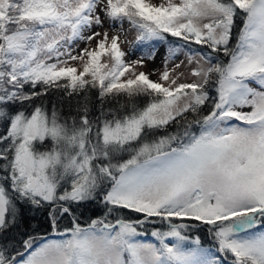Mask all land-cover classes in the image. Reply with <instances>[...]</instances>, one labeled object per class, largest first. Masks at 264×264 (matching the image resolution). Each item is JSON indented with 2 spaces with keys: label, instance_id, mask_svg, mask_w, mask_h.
<instances>
[{
  "label": "snow or ice",
  "instance_id": "snow-or-ice-1",
  "mask_svg": "<svg viewBox=\"0 0 264 264\" xmlns=\"http://www.w3.org/2000/svg\"><path fill=\"white\" fill-rule=\"evenodd\" d=\"M0 264H264V0H0Z\"/></svg>",
  "mask_w": 264,
  "mask_h": 264
},
{
  "label": "rangeland",
  "instance_id": "rangeland-1",
  "mask_svg": "<svg viewBox=\"0 0 264 264\" xmlns=\"http://www.w3.org/2000/svg\"><path fill=\"white\" fill-rule=\"evenodd\" d=\"M137 55H139V52H137ZM157 64H159V58L157 59ZM153 79H155V77H153Z\"/></svg>",
  "mask_w": 264,
  "mask_h": 264
}]
</instances>
